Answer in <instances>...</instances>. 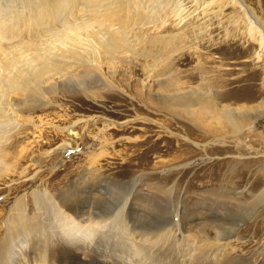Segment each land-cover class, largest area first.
Segmentation results:
<instances>
[{"label": "rangeland", "instance_id": "1", "mask_svg": "<svg viewBox=\"0 0 264 264\" xmlns=\"http://www.w3.org/2000/svg\"><path fill=\"white\" fill-rule=\"evenodd\" d=\"M137 1L138 8L120 3L113 9L116 33L122 30L128 38L113 60L99 49L96 67L84 73V80L65 79L44 88L40 101L32 97L19 103V93L9 94L16 105L11 111L18 114L0 118L6 124H0V149L5 150L0 219L9 216L17 198L36 188L82 197V189L99 180L111 187L117 209L131 194L127 181L134 178L138 189L132 196L142 202L135 211L138 225L149 232L159 214L170 216L181 205L194 236L192 248L225 242L215 243L242 217L233 209L253 206L256 212L226 241L227 255L264 260V117L238 135L223 120L231 108L233 113L264 109L259 38L232 0ZM241 1L264 27V0ZM87 34L82 38L100 48L94 33ZM191 91L208 97L205 106L190 107L199 113L198 121L181 106L176 117L160 109L159 99ZM101 134L112 138L102 143ZM136 136L146 140L137 144ZM62 143L70 145L57 149ZM100 151L106 153L89 164L88 156ZM95 167L97 178L87 174ZM205 253L212 258L216 252Z\"/></svg>", "mask_w": 264, "mask_h": 264}, {"label": "bare ground", "instance_id": "2", "mask_svg": "<svg viewBox=\"0 0 264 264\" xmlns=\"http://www.w3.org/2000/svg\"><path fill=\"white\" fill-rule=\"evenodd\" d=\"M232 2L246 15L249 30L256 32L259 38L261 49L258 54H264L262 23L241 0ZM120 3L139 7L137 0H0V118L14 112L11 107L16 105L9 94L19 93L20 98L16 97L19 103L30 101L32 97L40 101L44 88H53L65 79L84 80V73L96 67L93 60L98 57L99 49L113 60L116 51L128 44L126 33L119 30L117 34V23L111 18L113 9H117ZM88 32L94 33L100 48L96 49L88 42ZM82 35L86 37L82 38ZM176 94L159 99L160 109L169 110L176 117L181 106L192 121H198L199 113L190 107L205 106L207 95L201 91ZM232 110L223 112V120L237 135L247 129L253 130L256 121L264 117V109L259 106L251 112L245 108L235 109L236 113ZM70 135L78 136V133L71 132ZM108 136L112 138L110 134H101L102 143L109 140ZM145 140L142 136L134 138L137 144H143ZM69 145L62 143L57 149ZM3 151L0 149V175ZM104 152L90 154L89 164H97ZM124 164L128 165L127 162ZM95 169L87 174L94 173L97 178L100 169ZM99 181L83 186L82 197L76 193L51 194L36 188L29 195L17 198L9 216L0 219V264H264L262 258L250 260L227 255L230 242L226 241L235 235L234 231L244 219H250L256 212L253 206L248 209L244 204L233 209L242 217L237 223L231 221L215 243L225 242L192 248L194 236L185 225L187 218L183 217L181 205H174L170 216L159 214L157 226L147 232L148 227L143 226L144 231L136 221L135 211L142 208V202L137 204L139 199L136 201L132 196L134 189L137 193L138 180L127 181L131 194L121 205L117 200L120 205L117 209L111 187ZM194 220L191 214L190 222ZM205 249L207 253L212 249L217 254L206 257Z\"/></svg>", "mask_w": 264, "mask_h": 264}]
</instances>
